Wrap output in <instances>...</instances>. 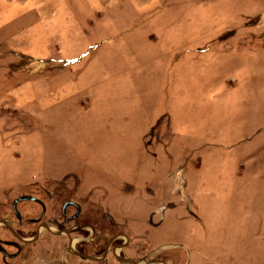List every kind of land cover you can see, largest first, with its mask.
Returning <instances> with one entry per match:
<instances>
[{"label": "rangeland", "instance_id": "374dc122", "mask_svg": "<svg viewBox=\"0 0 264 264\" xmlns=\"http://www.w3.org/2000/svg\"><path fill=\"white\" fill-rule=\"evenodd\" d=\"M23 194L54 232L0 264H121L118 234L138 264H264V0H0V219L32 239Z\"/></svg>", "mask_w": 264, "mask_h": 264}, {"label": "flooded vegetation", "instance_id": "af4514ba", "mask_svg": "<svg viewBox=\"0 0 264 264\" xmlns=\"http://www.w3.org/2000/svg\"><path fill=\"white\" fill-rule=\"evenodd\" d=\"M30 196L32 195H28V194H23V195H19L16 198H14L11 202H10V210L14 216V218L17 221L20 222H25V223H29V224H35L36 227L34 228V237L28 238L26 237V234L24 232V228H19L17 229V231L8 223V221L6 219L1 218L0 219V224H2L7 231L11 234V236L13 237L11 238H0V252L2 253L3 256L7 257V256H13L15 255V253L20 252V243L22 242L27 243L30 242L32 240H36L37 236H39V227L44 226L47 230H49L50 232H54L53 230H51L49 228V226L47 225V222H44L42 220L43 215L45 214V201H43L42 199H39V197L36 196H32L34 199H30ZM32 204H36L39 207V211L37 216H26V214L30 213V210H27L28 207H32ZM68 206H74L76 208V212L72 215H70L69 217L66 216L65 221H71L77 218L78 216V210H79V206L78 204L73 201V200H67L64 203V206L62 208V214L66 215V208ZM57 234H61V233H65L67 235V237L69 238V250H71V246H70V242H71V238H70V233L68 232V230L64 229V230H59L58 232H56ZM121 234H118L116 237H113L110 241V243H115L114 247L119 249L118 254L114 253L115 258L117 259V261L121 264H138V261L135 257L132 256H128L126 254H123L124 249L129 245V241H123V242H116V238H118ZM10 243V244H9ZM2 244H6V245H11L15 248V250L13 251V253H7L3 247ZM19 250V251H18ZM74 254L80 256V257H84L87 259L92 258V260H95V257L88 258L87 256H90L89 254L84 253V251L80 250V249H74L72 250ZM96 260L102 261L103 257H97ZM95 260V261H96ZM148 264H149V259L147 260Z\"/></svg>", "mask_w": 264, "mask_h": 264}, {"label": "water", "instance_id": "95a60500", "mask_svg": "<svg viewBox=\"0 0 264 264\" xmlns=\"http://www.w3.org/2000/svg\"><path fill=\"white\" fill-rule=\"evenodd\" d=\"M30 199H34L32 196H30ZM113 238V237H112ZM110 238V240L112 239ZM88 258H91V256H87ZM92 259V258H91Z\"/></svg>", "mask_w": 264, "mask_h": 264}]
</instances>
